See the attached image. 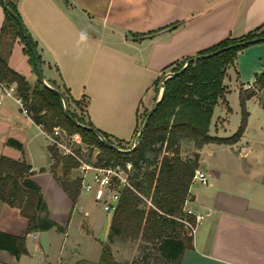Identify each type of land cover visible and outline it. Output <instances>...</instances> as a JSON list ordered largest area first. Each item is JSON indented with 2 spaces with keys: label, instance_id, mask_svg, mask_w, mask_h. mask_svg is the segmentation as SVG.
Here are the masks:
<instances>
[{
  "label": "crops",
  "instance_id": "1",
  "mask_svg": "<svg viewBox=\"0 0 264 264\" xmlns=\"http://www.w3.org/2000/svg\"><path fill=\"white\" fill-rule=\"evenodd\" d=\"M12 1L38 44L46 81L58 78L74 99L88 102L86 114L95 127L128 142L135 136L142 105L148 100L154 105L159 98L154 83L167 67L225 38L264 27V0ZM5 20L0 3V54L35 85L38 75L24 44L17 36L11 43L2 34ZM169 25L174 26L165 28ZM16 54H21L22 65ZM262 72L264 41L241 49L235 65L228 68L226 100L214 109L210 134L231 136H226L228 107L241 114L240 89L255 94L246 101L249 116L240 140L209 142L195 149L208 182L194 179L191 184L185 210L203 218L180 264H264V87L257 83ZM9 138L19 140L23 148L8 145ZM51 145L50 136L21 110L16 97L0 91V156L32 165L31 177L41 187L50 218L62 225L81 201V193L74 204L61 186L53 171ZM53 204L64 213L51 210ZM19 214L17 207L0 202V231L27 237L28 220ZM32 236L38 238L36 232ZM113 251L116 256L115 247ZM22 255L0 248V262L18 263Z\"/></svg>",
  "mask_w": 264,
  "mask_h": 264
},
{
  "label": "trees",
  "instance_id": "2",
  "mask_svg": "<svg viewBox=\"0 0 264 264\" xmlns=\"http://www.w3.org/2000/svg\"><path fill=\"white\" fill-rule=\"evenodd\" d=\"M0 3L4 6V0H0ZM9 6L22 19L17 4L9 0ZM4 9L6 20L2 34L10 32L12 27L15 28V36L24 44V51L37 73L35 57L21 26L5 6ZM173 26L169 25L165 28ZM160 30L161 28L140 33L137 37L153 35ZM28 33L38 51L37 42L29 30ZM254 38L260 40L250 42ZM261 41H264V27H258L241 37L225 38L194 56L172 63V66L175 65L172 71H178L189 61L179 75L170 76L165 80L163 98L142 131L138 145L133 149L131 146H125V141L112 137L102 130L100 131L105 137L120 149L101 140L91 128L95 126L87 114L83 116L73 107V104L76 108L85 107L86 112L88 105L86 100L74 99L65 85H60L56 81L50 82L66 95L70 114L79 122L76 123L65 114L62 97L57 92L43 84L39 77L37 83L32 85L25 75L12 68L0 54V80L17 84L18 92L36 123L44 122L47 132H52L53 128L59 125L69 135L79 134L83 143L99 148L96 161L99 165L125 166L127 162L133 163L134 170L130 177L133 188L123 189L121 199L112 215L109 243L103 245L98 264H156L143 257L135 258L130 262L119 260L110 244L116 240V237L152 244L167 264H180L184 250L193 246V233H188L184 229L186 222L196 224V215L188 213L185 204L190 197L195 171L200 165L199 153L195 152L193 156L184 157L181 146L185 141L193 142L196 148H200L209 142L235 143L240 140L249 116L246 101L255 94V90L240 89L242 117L239 128L233 135L228 137L212 135L210 125L216 105L220 100H226L227 86L224 84V79L228 68L235 65L237 54L241 49ZM228 46L231 47L224 49ZM220 49L223 50L205 56ZM38 55L43 64L39 52ZM162 77L160 75L154 83L158 89L157 93L160 92ZM257 83L260 87H264V72L258 76ZM228 110H231L230 106ZM148 113L149 111L143 121ZM137 133L138 126L134 137ZM7 144L18 149L23 148L22 143L14 138H9ZM50 152L55 158L54 174L75 204L81 193V178L79 175L71 176L73 169L78 167L79 161L73 156L59 155L53 145L50 146ZM154 152L156 156L151 159L150 153ZM161 153L162 156L159 155ZM59 166L62 175L56 171ZM32 174V165L27 160L0 156V202L17 207L27 218V233L58 226L50 218L41 187L33 180ZM44 212L47 213L46 216H43ZM0 248L7 249L19 257L28 252L26 235L16 236L0 231Z\"/></svg>",
  "mask_w": 264,
  "mask_h": 264
},
{
  "label": "rangeland",
  "instance_id": "3",
  "mask_svg": "<svg viewBox=\"0 0 264 264\" xmlns=\"http://www.w3.org/2000/svg\"><path fill=\"white\" fill-rule=\"evenodd\" d=\"M11 33L12 34H9V32H7L6 35H8V39L12 43V41L16 40V37L14 32ZM20 55L21 54H16L15 57L18 59V64L20 63L22 65L23 58H21ZM24 63L27 65L26 62ZM174 67L175 65L167 67L163 71L164 74L162 73L163 77L160 81V92L163 78L167 73L171 72ZM43 72L44 77L47 78V70H44ZM56 82L61 85L58 78ZM154 91L156 93L158 92L156 86H154ZM148 101V105H142L140 108L138 133L142 127L145 114L154 106L152 105V100ZM73 107L78 113L86 116L85 107H82V109L76 108L74 104ZM240 115L242 117L240 110H230L227 122L229 131L226 136L232 135L237 131V128H239L236 127L235 131H230L231 128L239 124V121L241 120ZM136 137L129 142L125 141L124 145L133 148ZM60 140L72 148L82 160L87 162L97 161V154L100 151L99 148L81 142V137L79 135H64V137H60ZM195 149V144L190 141L183 142L181 146L182 155L184 157L193 156ZM58 152L59 155H62L60 151ZM162 153L159 155L162 156ZM155 156V152L150 153L151 159H154ZM152 166L154 167V164ZM77 170V167L73 169L71 177L77 174ZM56 171H59L58 173L62 175L61 166L56 168ZM196 182H198V180ZM50 208L60 215L64 213L61 206L58 207L53 204ZM48 214L50 216L49 210ZM21 215L22 214H19L20 217ZM112 215L113 212L105 211L99 203L94 201L92 194L82 190L81 201L76 204L70 218L68 216V221L65 224L62 223V225H60L57 223L58 226H54L48 230L29 232L30 234L26 237L28 252L22 255L18 263L7 260L5 262H0V264H98L101 259L103 245L109 243L110 220ZM10 220L16 221L14 218ZM185 225L186 227L184 231L191 233L187 223ZM34 232L38 234L37 239L32 236ZM110 244L113 249L115 247L116 257L121 261L130 262L135 258L143 257L145 260L155 262L156 264H167V262L163 261L152 244H143L139 240L129 241L118 237H116L115 246L112 243Z\"/></svg>",
  "mask_w": 264,
  "mask_h": 264
},
{
  "label": "built area",
  "instance_id": "4",
  "mask_svg": "<svg viewBox=\"0 0 264 264\" xmlns=\"http://www.w3.org/2000/svg\"><path fill=\"white\" fill-rule=\"evenodd\" d=\"M0 91L16 97L17 101L20 103L21 110L25 114L31 116L27 104L18 92L16 83H8L0 80ZM37 124L45 130L46 124L44 122ZM47 134L52 140V145L61 152L62 156H73L79 161L77 169L80 171L79 177L81 178V191L84 190L85 192L92 194L94 201L99 203L105 211L114 212L121 199L123 189L126 187L133 188L130 179L134 170L133 163L127 162L125 166H122L112 164L99 165L96 161H84L75 151L72 150V148L60 140V137L69 135L64 128L57 125L53 128L52 132H47ZM194 179H198L202 183L208 182L207 174L199 168L195 171L193 180ZM187 212L194 214L191 210H187ZM202 218V214L196 215L195 225L186 222L191 233H194L197 224Z\"/></svg>",
  "mask_w": 264,
  "mask_h": 264
},
{
  "label": "water",
  "instance_id": "5",
  "mask_svg": "<svg viewBox=\"0 0 264 264\" xmlns=\"http://www.w3.org/2000/svg\"><path fill=\"white\" fill-rule=\"evenodd\" d=\"M4 6L5 8L16 18V20L18 21L19 25L21 26L23 32H24V35L26 37V40H27V43L29 44L32 52H33V55L35 57V61H36V65H37V73H38V77L40 79V81L45 84L46 86L52 88L55 92H57L61 97H62V100H63V103H64V106H65V114L67 116H69L70 118H72V120L76 123H79L78 120L73 117L71 114H70V111H69V105H68V100L66 98V95L64 94V92L57 88V87H54L52 86L51 84H49L45 77H44V72H43V67H42V64L40 62V59H39V55H38V51L37 49L34 47V45L32 44L31 42V39L29 37V33H28V29L24 23V21L14 12V10H12V8L9 6V0H4ZM257 40H260V38H254V39H251L250 42H255ZM231 46H228V47H225L224 49L226 48H230ZM223 49H220V50H217L215 52H212V53H208L206 54L205 56H211L219 51H221ZM197 58V57H195ZM189 61L186 62V64L178 71H171L169 73H167L165 75V77L163 78V81L161 82V92H160V96L159 98L156 100L154 106L152 107V109L149 111V113L147 114V116L145 117L144 121H143V124H142V127L136 137V140H135V144L133 146V148H135L138 143H139V140H140V137H141V134H142V131L145 129V127L147 126L148 122H149V119L151 117V115L154 113V111L156 110V108L158 107L160 101L162 100L163 98V95H164V92H165V80L170 77V76H173V75H179L185 68L186 66L188 65ZM98 135L99 137L101 138V140L103 142H105L106 144L112 146V147H115L117 149H120L115 143H112L110 142L106 137L105 135L100 131V129H98L97 127H91ZM132 148V149H133ZM47 213L44 212L43 213V216H46Z\"/></svg>",
  "mask_w": 264,
  "mask_h": 264
}]
</instances>
